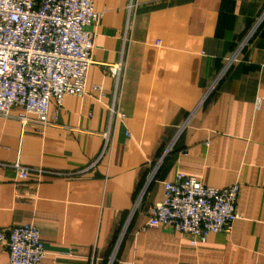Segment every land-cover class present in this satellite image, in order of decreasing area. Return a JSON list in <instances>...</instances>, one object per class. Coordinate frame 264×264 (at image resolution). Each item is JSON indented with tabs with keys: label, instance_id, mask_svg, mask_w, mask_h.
<instances>
[{
	"label": "crops",
	"instance_id": "1",
	"mask_svg": "<svg viewBox=\"0 0 264 264\" xmlns=\"http://www.w3.org/2000/svg\"><path fill=\"white\" fill-rule=\"evenodd\" d=\"M92 4L85 93L51 99L43 132L21 124V108L0 115V230L34 223L40 264H264V0ZM16 162L52 173L22 180ZM177 172L240 185L228 231L192 246L145 228Z\"/></svg>",
	"mask_w": 264,
	"mask_h": 264
},
{
	"label": "built area",
	"instance_id": "2",
	"mask_svg": "<svg viewBox=\"0 0 264 264\" xmlns=\"http://www.w3.org/2000/svg\"><path fill=\"white\" fill-rule=\"evenodd\" d=\"M101 13L93 8L92 0H0L1 116L21 108V124L33 119L43 132L51 99L59 106L64 96L85 93L94 48L92 27L99 23ZM263 16L226 64L236 60ZM109 71L118 77L119 64L110 65ZM11 166L22 180H28L31 173H52L17 162ZM162 188V198L148 207L145 228L169 227L185 235L192 246L204 243L212 233L228 231L240 217L236 211L238 183L217 188L177 172L172 181L162 182ZM0 243L8 250V264H40L46 255L34 223L0 230Z\"/></svg>",
	"mask_w": 264,
	"mask_h": 264
},
{
	"label": "rangeland",
	"instance_id": "3",
	"mask_svg": "<svg viewBox=\"0 0 264 264\" xmlns=\"http://www.w3.org/2000/svg\"><path fill=\"white\" fill-rule=\"evenodd\" d=\"M237 59V58H236Z\"/></svg>",
	"mask_w": 264,
	"mask_h": 264
}]
</instances>
